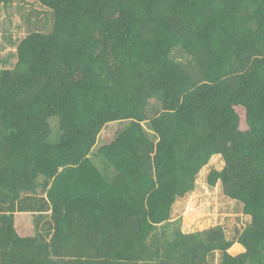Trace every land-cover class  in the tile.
<instances>
[{"label": "trees", "instance_id": "1", "mask_svg": "<svg viewBox=\"0 0 264 264\" xmlns=\"http://www.w3.org/2000/svg\"><path fill=\"white\" fill-rule=\"evenodd\" d=\"M34 1L53 28L0 69V264H264V0ZM201 178L235 236L176 214Z\"/></svg>", "mask_w": 264, "mask_h": 264}, {"label": "rangeland", "instance_id": "2", "mask_svg": "<svg viewBox=\"0 0 264 264\" xmlns=\"http://www.w3.org/2000/svg\"><path fill=\"white\" fill-rule=\"evenodd\" d=\"M53 23V11L34 0H22L10 5H1L0 69H13L17 63L19 43L33 31H50L53 28ZM126 124V121L108 123L99 136L94 152H97L103 145L111 143ZM52 125L57 133L59 131L58 120L54 119ZM210 167L218 168L217 165H211L205 173ZM204 181L202 178L199 179L195 191L177 201V206L174 207L176 214L182 215L183 225L188 224L191 229L198 230L221 224L228 237L235 236V233L247 223L241 213L240 204L224 197L219 184L210 188ZM16 228L23 236L33 235L35 233L34 214L32 212H17Z\"/></svg>", "mask_w": 264, "mask_h": 264}]
</instances>
